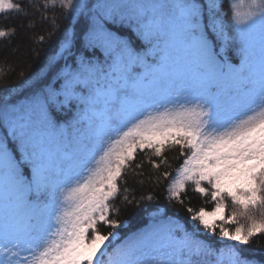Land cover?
Masks as SVG:
<instances>
[{"label": "snow or ice", "instance_id": "snow-or-ice-1", "mask_svg": "<svg viewBox=\"0 0 264 264\" xmlns=\"http://www.w3.org/2000/svg\"><path fill=\"white\" fill-rule=\"evenodd\" d=\"M59 2L82 24L52 58L65 61L62 85L37 80L23 102L0 103V264H201L215 250L196 238L200 229L235 242L215 264H256L239 246L264 234V0L231 4L230 18L220 0ZM11 11L22 4L0 0V14ZM173 91L184 102L162 103ZM69 105L79 107L65 124L80 125L83 140L57 155ZM175 146L186 158L162 174L169 199L183 204L192 185L214 207L187 208L191 232L175 224L117 243L123 222L110 218L111 201L126 170L146 150L167 164ZM77 159L81 170L65 179Z\"/></svg>", "mask_w": 264, "mask_h": 264}, {"label": "trees", "instance_id": "trees-1", "mask_svg": "<svg viewBox=\"0 0 264 264\" xmlns=\"http://www.w3.org/2000/svg\"><path fill=\"white\" fill-rule=\"evenodd\" d=\"M15 2L22 4V12L11 11L0 14V29L9 33L6 37L0 38V103L5 97L10 100L15 99L16 102H23L25 95L29 94L30 85L35 84L37 80H46L47 83L59 89L63 80L57 79V73L64 69L65 61L58 57L53 61L52 58L60 49L66 30L77 33L82 26L79 15L72 18V10L63 8L59 0H56L54 7L49 5L47 8L43 7L46 0H15ZM83 2L95 3V0H83ZM220 2L223 4L222 16L230 18L231 4H239L240 0H220ZM123 34L128 35L127 32ZM129 39L133 40L135 47V37L129 36ZM100 58H103L102 51ZM71 63L69 59L68 64L71 65ZM29 77H32V80L26 84L25 81ZM159 99L166 105L174 104L177 99L180 103L184 102L183 96L177 98L175 91L164 93ZM78 107V105L76 107L69 105L59 113L63 136L57 135L51 144L53 152L57 155L63 152H74L83 140L84 130L80 125L68 127L65 124V121H70L71 117L77 113ZM149 158L159 165L158 169L150 163ZM164 158L167 159V164L161 163L160 157L152 156L150 150L138 152L131 168L126 170L127 174L124 177L126 183L120 182L121 192L111 201L113 212L110 218L123 222L121 229L118 230L121 240L117 243L168 218L177 219L184 229L191 231L196 222L191 221V214L188 213L187 208L191 207L195 211L204 207L210 211L214 207L210 197L196 193L192 185H189L187 191L182 194L183 204L170 200L167 187L171 176L165 179L162 174L168 171L174 176L186 155H181L179 146H175L164 152ZM80 163L82 161L77 159L72 169H65L64 178H74L81 170ZM137 164H141V167L136 168ZM204 186L208 187L207 184ZM125 197L130 203L125 201ZM58 201L59 195L55 201H49V203L55 206ZM227 203V210L230 211L231 202ZM240 223L245 222L241 219ZM99 228L104 234L112 230L104 225H99ZM198 235L201 233L198 232ZM202 237L218 250L233 244L217 243L218 238L214 237ZM239 248L244 255L249 256L256 263L264 264V234L257 235L248 245H241Z\"/></svg>", "mask_w": 264, "mask_h": 264}, {"label": "rangeland", "instance_id": "rangeland-1", "mask_svg": "<svg viewBox=\"0 0 264 264\" xmlns=\"http://www.w3.org/2000/svg\"><path fill=\"white\" fill-rule=\"evenodd\" d=\"M230 212H231V210L230 211L227 210L226 214L230 213ZM175 224H179V225H181L183 227V225L177 219L168 218V219H165V220H163V221H161L159 223H156L154 225L148 226V227H146L143 230L138 231L137 233H135L130 238L139 236L141 234H147V235L152 236L153 239H155L158 235L162 234L164 230H167L169 228L174 227ZM224 226L227 227L230 231H234V228H235L234 224H225ZM187 231H189V230H187ZM189 232H191V231H189ZM199 232L201 233V235L196 236V238L198 240L202 241L203 243H205L207 245H210L211 247H212V245L208 241H206V239H204L202 236H206V238H210V237L218 238L217 239V243H219V242L220 243L221 242H227L229 244H232V243L235 244V242H232V241L220 240L219 235H218V229H217V235L216 236H212L211 234L206 233L203 229H200ZM173 235L177 236V238H178L180 235H182V233H180L179 230H177L176 232H173ZM199 236H201V237H199ZM222 249H224V248H222ZM222 249H219V250L218 249H214L215 250V255H213L212 257L207 258L206 261L202 260L201 264H215L216 257L220 254ZM256 264H260V263H256Z\"/></svg>", "mask_w": 264, "mask_h": 264}]
</instances>
